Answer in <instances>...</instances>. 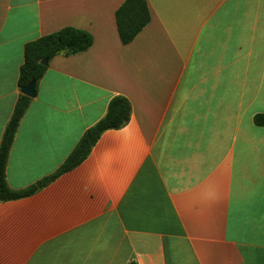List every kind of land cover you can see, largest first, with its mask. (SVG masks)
<instances>
[{"label": "crops", "instance_id": "0c3cea01", "mask_svg": "<svg viewBox=\"0 0 264 264\" xmlns=\"http://www.w3.org/2000/svg\"><path fill=\"white\" fill-rule=\"evenodd\" d=\"M126 0H0V145L27 43L93 36L57 55L11 147L0 264H264V0H146L123 45ZM116 96L129 123L56 174Z\"/></svg>", "mask_w": 264, "mask_h": 264}, {"label": "trees", "instance_id": "16d2710c", "mask_svg": "<svg viewBox=\"0 0 264 264\" xmlns=\"http://www.w3.org/2000/svg\"><path fill=\"white\" fill-rule=\"evenodd\" d=\"M117 29L123 45H128L141 33L150 22V12L146 0H126L115 14ZM93 45V36L80 29L66 27L58 32L43 36L26 44L24 49V64L20 69L19 88L22 90L31 81L36 85L43 78L48 63L57 55L66 56L81 54ZM47 62V64H44ZM31 99L19 95L13 115L8 122L0 145V202L16 200L33 194L37 186L23 191L11 189L7 183L6 169L9 153L13 145L18 127L27 111ZM132 114L129 100L123 96L114 97L105 116L93 127L88 129L71 155L60 170L41 182L44 185L61 173L70 171L82 163L90 154L101 135L108 130H118L125 127ZM254 122L257 126H264V114L256 115ZM129 264H137L131 261Z\"/></svg>", "mask_w": 264, "mask_h": 264}, {"label": "water", "instance_id": "95a60500", "mask_svg": "<svg viewBox=\"0 0 264 264\" xmlns=\"http://www.w3.org/2000/svg\"><path fill=\"white\" fill-rule=\"evenodd\" d=\"M44 64H47V62H44ZM36 82L35 81H31L27 86H25L22 90H21V94H23L24 96L32 99L36 96Z\"/></svg>", "mask_w": 264, "mask_h": 264}]
</instances>
